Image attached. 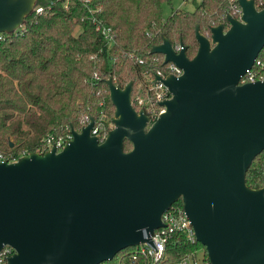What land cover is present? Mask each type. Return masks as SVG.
I'll return each mask as SVG.
<instances>
[{
    "label": "water",
    "instance_id": "95a60500",
    "mask_svg": "<svg viewBox=\"0 0 264 264\" xmlns=\"http://www.w3.org/2000/svg\"><path fill=\"white\" fill-rule=\"evenodd\" d=\"M237 1L240 17L226 13L210 37L196 24L193 58L182 40L179 52L164 35L152 46L183 73L155 76L172 96L151 125L133 104L135 80L110 76L114 128L104 141L91 133L92 116L72 126L62 150L0 160V251L16 250L9 264H101L151 242L178 200L210 264H264V187L246 181L264 151V80L240 83L264 49V0ZM37 2L0 0V33H14Z\"/></svg>",
    "mask_w": 264,
    "mask_h": 264
},
{
    "label": "trees",
    "instance_id": "16d2710c",
    "mask_svg": "<svg viewBox=\"0 0 264 264\" xmlns=\"http://www.w3.org/2000/svg\"><path fill=\"white\" fill-rule=\"evenodd\" d=\"M170 1L91 0V7L102 8L96 15L116 32L112 48L96 29L92 14L79 2H72L69 9L57 5L53 12L28 16L24 33L0 43V153L4 158L14 161L23 152H42L45 137H59L69 127H79L81 114L98 117L104 110L112 118L115 107L107 79L112 76L120 85L131 79L137 83L143 69L162 67L161 61L140 64L137 58L151 61L154 56L162 57L150 50L163 41V35L174 44L182 40L193 58L199 45L197 23L207 32L224 22L226 13L240 15L235 9L237 1L201 0L194 11L173 10L165 18L163 5ZM258 60L264 66V49ZM131 148L126 140L125 150ZM246 181L251 188L264 187V151L249 167ZM173 206L183 203L178 200ZM138 249L129 247L101 264H177L185 257L196 258L200 251L209 261L203 244L188 242L180 233L170 236L164 259L158 262Z\"/></svg>",
    "mask_w": 264,
    "mask_h": 264
},
{
    "label": "built area",
    "instance_id": "2783aa9c",
    "mask_svg": "<svg viewBox=\"0 0 264 264\" xmlns=\"http://www.w3.org/2000/svg\"><path fill=\"white\" fill-rule=\"evenodd\" d=\"M232 3L237 0H230ZM72 2H79L84 5L89 12L92 14L93 23L96 26V29L103 36L106 45L109 48H112L117 40V35L114 29L107 26L104 20L101 17H98L96 13L102 11V8H93L90 6L91 0H47L44 4H37L31 15L37 17L46 12H53L57 5H61L64 9H69ZM238 3V1H237ZM263 0L258 3L259 7L262 6ZM236 11L241 15V7L235 5ZM239 15V17H240ZM26 26V21L22 24L16 31L12 34L0 33V43L7 40L12 35H17L19 33H24V29ZM208 37L211 36V31L204 32ZM150 34V33H149ZM174 48L177 52H179L183 46L180 42L174 44ZM96 56H91V58H95ZM165 55L154 56L151 61L148 59H144L138 57L137 60L140 64H146L152 62L156 65L158 62H162L163 66H154L153 68H146L141 71L140 80L134 84L132 100L134 106L139 110L140 108H144L146 114L150 117L149 125L154 122L161 113L165 111V106L161 105L160 102L171 98L172 94L169 88L161 81L155 80V76H163L166 77L169 74H174L176 76H180L183 73V69L179 67L175 62L169 61L164 63ZM264 66L261 60L256 59L253 66L246 70L245 74L241 77L240 83L245 82H254L257 80H264ZM103 103V102H102ZM92 116L89 114H81L79 118V127L77 130H81L83 126L88 125L91 122ZM114 128V123L112 119L106 114L104 110L101 111L98 117H95L94 126L92 128L91 133L93 135H98L100 142L104 141L108 135L110 129ZM72 127L67 129V133L65 135L55 137L54 135H48L43 139L42 143V152L52 148L54 145L57 146L58 151L62 150V148L67 144L72 138ZM41 152V151H40ZM27 154L23 152L22 155ZM3 154L0 153V160H4ZM163 222L164 226L158 228L154 231L151 236L152 241L143 243L134 247H138V252L146 256H152L155 262L164 259V252L166 248V243L169 240L170 236L174 233H180L183 235L188 242H197V237L195 235L194 228L191 224V221L184 209L183 206H171L167 211L163 214ZM144 237H148L147 230L144 231ZM15 248L11 245H4L2 250L0 251V264H9L8 259L15 253ZM191 257H185L177 264H190Z\"/></svg>",
    "mask_w": 264,
    "mask_h": 264
},
{
    "label": "rangeland",
    "instance_id": "374dc122",
    "mask_svg": "<svg viewBox=\"0 0 264 264\" xmlns=\"http://www.w3.org/2000/svg\"><path fill=\"white\" fill-rule=\"evenodd\" d=\"M200 1L201 0H195V1L193 0H171L170 2H167L163 5V15L165 18H167L173 10H178V9L184 10V11H194L196 8V4L200 3ZM79 30L80 28L77 27L75 29V33L77 34ZM124 250H122V252ZM190 264H210V263L207 259L204 258L203 251H200L196 258L191 259Z\"/></svg>",
    "mask_w": 264,
    "mask_h": 264
}]
</instances>
